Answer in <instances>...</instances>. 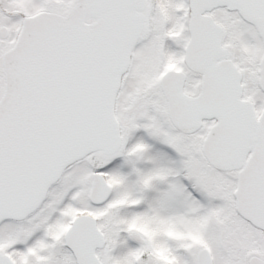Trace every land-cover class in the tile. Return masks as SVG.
Masks as SVG:
<instances>
[{"label": "snow or ice", "instance_id": "snow-or-ice-1", "mask_svg": "<svg viewBox=\"0 0 264 264\" xmlns=\"http://www.w3.org/2000/svg\"><path fill=\"white\" fill-rule=\"evenodd\" d=\"M0 264H264V0H0Z\"/></svg>", "mask_w": 264, "mask_h": 264}]
</instances>
